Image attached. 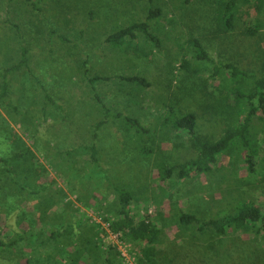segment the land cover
Here are the masks:
<instances>
[{"label": "rangeland", "instance_id": "obj_1", "mask_svg": "<svg viewBox=\"0 0 264 264\" xmlns=\"http://www.w3.org/2000/svg\"><path fill=\"white\" fill-rule=\"evenodd\" d=\"M31 1L35 9L27 0H0V73L21 57L12 24L21 26L28 50L25 65L10 75L11 105L0 104V115L12 128L10 132L0 124V156L12 155L17 150L15 136L21 138L35 153L34 165L45 168L41 181L53 192L63 191V202H70V221L76 224L87 218L103 228L102 249L114 240L95 207L100 214L104 208L115 211L113 183L132 194L131 209L137 217L148 214L157 224V264H264V233L238 230L201 236L178 221L181 212L216 217L239 199L264 209L262 122L255 130L254 172L246 169L235 150L222 155L211 173L182 181L162 180L161 165L156 164L189 158L181 146H172L177 139L172 138L169 124L186 113L196 116L198 133L212 140L224 134L231 121L227 104L236 105L233 92L245 86L227 70L215 75V66L228 62L259 77L264 28L255 36H243L238 21L234 31L214 36V21L205 16L210 12H206L209 0ZM156 8L163 14L149 20V31L158 45L141 35L126 48L106 41L109 34L147 20V11ZM49 30L71 41L64 44L56 35L50 39ZM194 38L205 48L208 60L196 59ZM130 76L139 78L129 81ZM1 83L0 77V91ZM98 121H104L99 128ZM148 148L153 153L141 152ZM78 198L95 210L85 208ZM36 199L0 186L1 241L24 234L30 219L37 220ZM48 214L46 220L58 226L61 220L49 219ZM128 242L131 251L120 255V261L136 264L139 248ZM32 253L25 241L0 248V264H47L40 257L35 262Z\"/></svg>", "mask_w": 264, "mask_h": 264}, {"label": "trees", "instance_id": "obj_2", "mask_svg": "<svg viewBox=\"0 0 264 264\" xmlns=\"http://www.w3.org/2000/svg\"><path fill=\"white\" fill-rule=\"evenodd\" d=\"M182 1L183 3L190 2V0ZM27 3H30L33 9L36 8L31 0H27ZM208 5L206 12H210L205 16H209L214 21L212 29L214 36L227 35L234 31L238 21H241L242 29L240 32L243 36H255L264 28V0H209ZM161 14L163 11L160 8L150 9L147 11V20L134 22L115 33L109 34L106 41L115 47L125 45L126 48L128 45L130 46L132 40L141 35L147 40L154 41V45H158V39L149 31V20ZM12 28L16 30L14 37L18 40L21 57L18 62L5 67L0 73L2 78L0 104L5 106L11 105L7 100L10 75L25 65V56H27L28 51L22 42L21 26L12 24ZM53 35H56L58 41H63L64 44L71 41V39L49 30L50 39ZM125 36L130 37L131 41L119 42ZM191 44L195 48L197 60L202 62L209 59L205 48L197 38L192 39ZM260 62L259 77L228 62L215 66V75L221 70H227L229 76L238 78L247 88L242 87L233 92L236 105L227 104L226 109L231 121L224 134L218 139L212 140L198 133L196 116L193 113H186L176 118L173 123H169L172 131H174L172 138L177 139L172 146L174 148L175 145L181 146L190 153V156L180 163H170L164 160L156 162V164L161 165L159 173L162 180L175 178L176 181H182L193 175L211 173L216 168L220 157L225 154L228 155L232 150L237 152L248 171H255L253 159L258 155L255 130L257 122H262L264 125V54ZM138 78L139 76H130L128 80H138ZM229 95L226 93V100ZM45 98H49L48 95H45ZM116 117L118 118L119 115L117 114ZM128 120L131 123L139 124L135 118ZM0 124L6 125L8 130L12 131V128L1 115ZM103 124L104 121H98L96 127L99 128ZM94 135L95 133L92 134V137ZM14 143L17 150L12 155L0 156V186H7L12 193L24 194L25 192L30 196L35 195L37 199L34 207L39 215L37 220L30 219L37 226L32 227L30 221V224H27L26 231L31 229L30 233L25 231L24 234H16L7 242L0 240V248L11 247L25 241L32 247L33 258L37 263L40 257V260L44 259L47 264H122L120 261L121 253L117 248L113 245L105 249L101 248L103 234L100 233L105 234L103 228L96 223L90 224L87 218L79 220L76 224L70 221L72 208L70 202H63V196H61L63 191L53 192L41 181L45 168L41 164L39 166L34 165L37 163L35 153L21 138L15 136ZM93 149L94 146H90V150ZM141 152L151 154L153 149L148 148L146 151L141 150ZM90 157L97 161L94 153L90 154ZM112 186L116 191V205L113 213L104 208V214H100L96 207L95 210L90 203L81 201V198L78 199L85 208H93L111 232H118L123 240L131 241L136 245L135 247L139 248L136 264H157L154 246L159 234L157 224L148 214L137 217L131 209L132 194L126 190L118 189L113 183ZM59 204H62V209L56 208ZM219 213L221 214L216 217H202L195 212H181L178 221L184 229L196 230L201 236H225L238 230H251L256 235L264 233V209L251 201L239 199L231 208ZM47 214L49 219L61 220L58 222V226L54 227L51 221L46 220ZM40 252L42 254L39 256L38 253Z\"/></svg>", "mask_w": 264, "mask_h": 264}, {"label": "built area", "instance_id": "obj_3", "mask_svg": "<svg viewBox=\"0 0 264 264\" xmlns=\"http://www.w3.org/2000/svg\"><path fill=\"white\" fill-rule=\"evenodd\" d=\"M109 233H110L109 236L111 235V237H113L114 240L110 245H113L115 248H117L122 256H126L127 254L126 251L128 252L131 251L130 248L131 244L128 241L123 240L118 232H109Z\"/></svg>", "mask_w": 264, "mask_h": 264}]
</instances>
